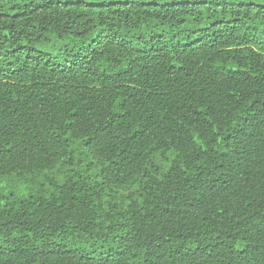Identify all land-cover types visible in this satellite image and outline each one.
I'll list each match as a JSON object with an SVG mask.
<instances>
[{
	"label": "trees",
	"instance_id": "1",
	"mask_svg": "<svg viewBox=\"0 0 264 264\" xmlns=\"http://www.w3.org/2000/svg\"><path fill=\"white\" fill-rule=\"evenodd\" d=\"M0 264H264V0L0 4Z\"/></svg>",
	"mask_w": 264,
	"mask_h": 264
},
{
	"label": "rangeland",
	"instance_id": "2",
	"mask_svg": "<svg viewBox=\"0 0 264 264\" xmlns=\"http://www.w3.org/2000/svg\"><path fill=\"white\" fill-rule=\"evenodd\" d=\"M31 1H35V0H0V4L1 5H9V4L23 5V4H28ZM40 1H42V0H40ZM133 1H144V2H146L148 0H133ZM12 12H16V11L13 10Z\"/></svg>",
	"mask_w": 264,
	"mask_h": 264
}]
</instances>
